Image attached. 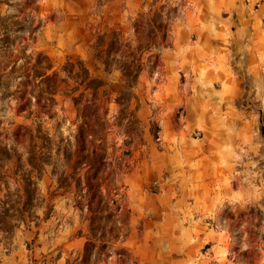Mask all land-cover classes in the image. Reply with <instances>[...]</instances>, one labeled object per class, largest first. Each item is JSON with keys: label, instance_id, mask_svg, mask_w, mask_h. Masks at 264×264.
I'll return each instance as SVG.
<instances>
[{"label": "rangeland", "instance_id": "obj_1", "mask_svg": "<svg viewBox=\"0 0 264 264\" xmlns=\"http://www.w3.org/2000/svg\"><path fill=\"white\" fill-rule=\"evenodd\" d=\"M97 31L153 57L135 119ZM5 34L0 264H264V0H0Z\"/></svg>", "mask_w": 264, "mask_h": 264}, {"label": "trees", "instance_id": "obj_2", "mask_svg": "<svg viewBox=\"0 0 264 264\" xmlns=\"http://www.w3.org/2000/svg\"><path fill=\"white\" fill-rule=\"evenodd\" d=\"M164 29L165 24L162 22V20H160V22H157L156 26L153 27L154 32L157 30L162 33L163 31V33L161 34L162 42H166L167 39V33L164 32ZM93 37L94 41L91 48V61L94 69L97 71L95 65H98L103 69L102 72L104 73H109L111 70H114L120 74L124 83L116 92L114 103L119 107V113L122 116H126V114H128L129 118L135 119L134 113L129 111L131 101L136 100V97L133 95L131 90L135 88L139 74L144 68H147L149 71L153 70V66H151L153 65L151 61L153 57H148L146 63H143L142 55H138L139 52L136 51L135 48H132L130 43H125V41L123 40V36L119 31H97L94 33ZM0 43V71H2L6 67L4 63V54L9 51L10 47L13 45V42L10 40L9 34H5V36L0 38ZM139 49H144L142 51H145V48L139 47ZM80 63L81 62H79V67L72 65L73 69H75L76 71L75 74L79 75L81 73V76H86V80H84L83 82L85 83V90L92 91V95H94V93L98 92V90L104 86V82L99 80L98 78L89 77V70ZM50 68L51 65L47 58L42 59L39 57L34 63V69L36 73H39L41 71L45 72L46 70H50ZM19 70L20 68L18 69L13 66L8 72H0V83L2 81L11 79L15 80V78L17 77V75L15 74H17ZM46 80L49 81L50 79L46 78ZM19 85L24 88L27 87L26 84L22 82H20ZM3 87H6L7 89L8 84H4ZM28 94L31 93L29 92ZM20 109H22V107H20L19 110ZM30 183L33 185L31 180L28 179L25 190V194L27 195L29 193L28 190ZM33 189H35V187ZM92 247L93 242L91 240H88L84 247L83 255L80 257L78 263L77 261H74L71 264H85L88 260H90ZM122 257H120L118 260L119 264H136L134 260H130L128 262V260H124ZM127 258H129V256H127ZM68 264L70 263L68 262Z\"/></svg>", "mask_w": 264, "mask_h": 264}]
</instances>
